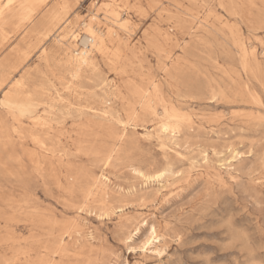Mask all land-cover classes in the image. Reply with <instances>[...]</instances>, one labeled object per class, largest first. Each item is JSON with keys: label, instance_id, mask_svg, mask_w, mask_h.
I'll use <instances>...</instances> for the list:
<instances>
[{"label": "rangeland", "instance_id": "1", "mask_svg": "<svg viewBox=\"0 0 264 264\" xmlns=\"http://www.w3.org/2000/svg\"><path fill=\"white\" fill-rule=\"evenodd\" d=\"M49 1V9L27 30L0 46V78L10 72L22 79L26 88L21 96H40L46 86L49 96L37 106L38 115L49 111L47 105L60 113H80L67 116L62 125L55 123L47 136L59 152L50 157L57 177L51 170L28 177L32 121L28 115L17 119L4 103L8 86L0 87V150L2 137L8 135L16 160L8 159L14 179L0 174V199L10 195L16 206L26 202L11 223L14 240L8 242L7 222L0 219V237L7 240L0 247V264H30L49 254L44 247H51L54 239L39 218L69 226L56 264H264V0ZM108 7L130 20V28L119 29L106 20ZM182 9L194 11L199 20L183 16ZM95 14L106 37L115 32L109 47L119 49L121 58L93 53L95 67L71 88L62 67L65 53L59 48L58 27L67 20L84 37L83 24ZM52 15L60 22L52 21ZM243 50L249 54V73L242 67ZM166 53L174 59H166ZM245 85L260 95L263 106L248 100ZM136 87L157 101V116L141 111ZM221 91L223 96L213 95ZM162 105L188 117L175 137L161 131ZM133 108L137 118L129 115ZM94 112L106 114L101 119ZM120 121L127 133L107 163L112 141L106 130L120 133ZM90 123L97 125L89 128ZM163 170L169 174L158 178L156 173ZM102 175L107 180L99 181ZM97 181L95 201L90 198V208L83 206L78 190ZM137 226L142 232L133 230ZM152 227L159 238L145 247L142 238ZM130 234L134 238L127 243Z\"/></svg>", "mask_w": 264, "mask_h": 264}, {"label": "bare ground", "instance_id": "2", "mask_svg": "<svg viewBox=\"0 0 264 264\" xmlns=\"http://www.w3.org/2000/svg\"><path fill=\"white\" fill-rule=\"evenodd\" d=\"M63 1V0H62ZM77 1V0H76ZM110 1V0H109ZM112 1V0H111ZM110 1V2H111ZM121 1V0H120ZM125 1V0H124ZM150 1V0H149ZM48 2H50L49 0H8L4 5L0 4V46L2 47V45L4 46L5 42L7 40H9V38H11L12 36L15 37L16 34H19L25 30L28 29V27L34 22L35 18L47 7ZM116 2V1H114ZM137 2V1H136ZM51 3V2H50ZM60 3V2H59ZM127 3V2H126ZM138 3V2H137ZM154 3V1H153ZM113 4V3H111ZM115 4V3H114ZM113 4V5H114ZM119 5V3H117ZM61 5V4H60ZM127 5V4H126ZM130 5V4H129ZM128 5V6H129ZM62 6V5H61ZM110 6V5H109ZM117 6V5H115ZM51 7V6H50ZM68 7V6H67ZM103 7V6H102ZM119 7V6H118ZM96 8V6H95ZM120 8V7H119ZM49 9V8H46ZM102 9V8H101ZM124 9V8H123ZM130 9V8H129ZM141 9V8H139ZM146 9V8H145ZM60 10V9H59ZM107 14L106 16V20L107 18L110 19L111 21H113V23H115V25H117V27H119V29H126V27L128 26V19H123V17H121L119 11L116 8H110L108 7L107 9ZM133 10V9H132ZM138 10V9H137ZM180 10V9H179ZM178 10V11H179ZM47 11V10H46ZM125 11V10H124ZM130 11V10H129ZM128 11V13H129ZM177 11V12H178ZM61 12V10H60ZM103 12V11H102ZM44 13V12H43ZM128 13H126L128 15ZM131 13V12H130ZM141 13V12H140ZM179 13H181L183 16L188 17L189 19L191 18V20L196 21L199 20L198 15L192 11V10H183L180 11ZM45 14V13H44ZM43 14V15H44ZM93 14V13H92ZM138 14V13H137ZM175 13H172V15H174ZM42 15V16H43ZM130 15V14H129ZM128 15V16H129ZM142 15V14H141ZM179 15V14H178ZM94 17L92 18L91 21H89L88 23H84L83 24V28H84V37L83 36H78V34L81 33H76V30H73V28L71 26H69V22L64 21L62 22L59 27L58 30H60L58 37H60V40L58 42V44H60L59 48L61 50L64 51L65 53V59L64 62L62 63V67L65 69V73L67 74V78H66V82L70 85H72L71 88H74L76 86V82L81 78L82 74L85 73L87 70L94 68L95 67V63H94V58H93V53H100V54H108L110 56H112V58L114 60H120L121 58V51L119 49H111L109 47V43H112V41L110 40L112 35L115 32H110L108 33V37H106V34L103 33L99 28V22L98 19H100L98 17V15H93ZM100 16V15H99ZM103 16V15H102ZM101 16V17H102ZM134 16V15H132ZM71 17V16H70ZM78 17V16H77ZM130 17V16H129ZM174 17V16H173ZM170 15V18H173ZM176 17V16H175ZM178 18L180 16H177ZM182 17V16H181ZM180 17L179 20H181L182 18ZM79 18V17H78ZM77 18V20H78ZM104 18V17H103ZM177 18V19H178ZM184 18V17H183ZM38 19V17H37ZM75 19V18H74ZM132 19V18H131ZM187 19V20H189ZM51 20L55 21V22H60V20L52 15L51 16ZM174 20V19H173ZM184 20V19H182ZM76 21V20H75ZM87 21V20H86ZM176 21V20H175ZM37 22V21H36ZM72 22V21H71ZM70 22V23H71ZM80 22V19H79ZM104 22V21H103ZM108 23V22H107ZM183 22H181L182 24ZM72 24V23H71ZM131 24V22H130ZM178 24V23H177ZM180 24V23H179ZM178 24V25H179ZM187 24V23H186ZM73 25V24H72ZM114 25V26H115ZM177 25V26H178ZM185 26V25H184ZM129 27V26H128ZM78 28V26H77ZM82 28V27H81ZM102 28V27H101ZM110 28V26H109ZM130 28V27H129ZM187 28V26L185 27V29ZM104 29V28H103ZM172 29V27L170 28ZM169 29V30H170ZM184 30V28H182ZM82 30V29H81ZM114 30V28H113ZM129 30V29H128ZM168 30V31H169ZM189 30V29H188ZM29 31V30H28ZM40 31V30H39ZM106 31V30H105ZM179 31V30H177ZM187 31V30H186ZM181 32V31H180ZM189 32V31H188ZM126 33V32H125ZM170 33V32H169ZM179 33V32H178ZM187 33V32H186ZM185 33V34H186ZM22 34V33H21ZM25 34V33H24ZM56 34V33H55ZM58 34V32H57ZM56 34V36H57ZM144 34V33H143ZM156 34V33H155ZM170 34H174V33H170ZM181 34V33H180ZM188 34V33H187ZM53 35V34H52ZM83 35V34H81ZM121 35V34H119ZM129 35V34H128ZM153 36V34H151ZM164 35V34H163ZM177 35V34H175ZM184 35V34H183ZM147 36V34H146ZM162 36V35H161ZM171 36V35H170ZM80 37V38H79ZM83 37V38H82ZM115 36L113 37L114 39H116ZM125 37V35H124ZM145 37V36H144ZM164 37V36H163ZM79 38V39H78ZM128 38V37H126ZM173 38V37H171ZM165 41L169 40L170 38L168 37V35H166L164 37ZM176 39V38H175ZM42 40V39H41ZM49 40V39H48ZM77 40H80V47L79 45H77ZM11 41V40H10ZM71 41V42H70ZM123 41V40H122ZM154 41V40H152ZM173 41V40H172ZM9 42V41H8ZM46 42V41H45ZM77 42V43H76ZM240 42V41H239ZM238 42V46H242L241 43ZM44 43V41H43ZM47 43V42H46ZM44 43V44H46ZM75 43V44H74ZM129 43V42H128ZM142 43V42H140ZM161 43V42H159ZM236 44V43H235ZM146 45V44H145ZM8 46V45H7ZM130 46V45H129ZM138 46V45H137ZM154 46V45H152ZM0 47V48H1ZM4 48V47H3ZM7 48V47H6ZM5 48V49H6ZM42 48V47H41ZM144 48V47H143ZM158 49H160V51H162L160 45L157 46ZM4 49V51H5ZM25 49V48H24ZM152 49V48H151ZM150 49V50H151ZM26 50V49H25ZM40 50V49H39ZM139 50V49H138ZM153 50V49H152ZM20 51V50H19ZM46 51V50H45ZM169 51V50H168ZM0 52L1 49H0ZM43 52V51H42ZM28 53V52H27ZM45 53V52H44ZM160 53V52H159ZM242 67L243 70L246 73H249L251 71L249 65L247 64L248 62V53L245 52L243 50L242 52ZM1 54V53H0ZM12 54V53H11ZM18 55V54H16ZM46 55V54H45ZM44 55V56H45ZM48 55V54H47ZM63 55V54H61ZM60 55V56H61ZM14 57V56H13ZM17 57V56H15ZM20 57V56H18ZM166 59L172 61V59H174V57L170 54V53H166L164 56ZM45 58V57H44ZM109 58V57H108ZM57 59V58H56ZM47 60V59H46ZM50 61V60H49ZM4 63V62H2ZM19 63V62H18ZM171 63V62H170ZM9 65V63H7ZM50 64V63H47ZM59 64V63H57ZM160 64V63H159ZM53 65V64H52ZM102 65V63H101ZM49 66V65H48ZM7 67V66H6ZM2 68V67H1ZM9 68V67H8ZM104 69V68H103ZM141 69V68H139ZM2 70V69H0ZM105 71V69H104ZM9 72V71H8ZM63 72V71H62ZM61 72V73H62ZM139 73V72H138ZM63 74V73H62ZM65 74V75H66ZM57 75V74H56ZM87 75V74H86ZM89 75V74H88ZM92 75V74H90ZM1 76H3L0 80V87L1 89L6 85L8 86V91L6 93L5 96V100L4 103L5 105L8 107V109L14 113H16L17 115V119L27 116L28 118L32 121V126H31V130L28 133V141H30L31 145H33L34 149L32 151H28V177L31 176V174L35 173L38 174V176H43V174L46 171H50L53 172L52 177L56 178L57 177V171L56 168H54V164L52 162L51 158H55L57 153L56 150H53L52 148V144L54 143V141L51 138H47V136L50 134L51 131L54 130V125L55 123L57 125H62L65 121V119L67 118V116H71L73 117L74 112H77V116L79 115L78 113H80V111H75L70 109V111H66V112H59L58 109H56L53 105H47V107H49V111L44 114V115H38V113L40 111H37L36 108L37 106L40 105V103L43 102V100L46 102V97L49 96V92L47 90H45V88H40L41 89V94L40 96L35 95V94H27L25 96H21L20 92L25 90L26 85L25 82H23L22 79H16L13 75H11V73L9 72V75L7 74H2ZM7 76V77H6ZM58 76V75H57ZM56 76V77H57ZM135 76V75H134ZM139 76V75H138ZM145 78V77H144ZM154 78V77H153ZM59 79V78H58ZM139 79V78H138ZM148 79V77H147ZM155 79V78H154ZM63 80V79H61ZM123 80V79H122ZM64 81V80H63ZM139 81V80H138ZM141 81V80H140ZM149 81V80H148ZM53 82V81H52ZM110 82V81H109ZM157 82V81H156ZM151 83V81H150ZM49 83H47L48 85ZM79 83H77L78 85ZM114 83H112L113 85ZM144 84V83H143ZM113 87L115 88L116 86L113 85ZM121 87V86H120ZM144 87V86H143ZM122 89V88H121ZM242 89H244V91H246V95L249 101H251V103L255 104L258 107L263 106V102L262 99L260 97V95L253 91L249 85H245ZM51 90V89H50ZM111 90V88H110ZM135 90V89H134ZM54 91V90H53ZM61 91V90H60ZM136 91H137V87H136ZM85 92V91H84ZM216 92V91H215ZM74 93V92H73ZM136 93H138L137 95L138 97V101L136 102V104H138V106H140L141 111H143L144 113L151 114V115H158V111H157V101L154 100L151 97H148L147 95H144L143 92H139L137 91ZM148 93V92H147ZM53 94V93H52ZM91 94V93H90ZM211 93V96H223L225 93L224 91L218 92V93ZM241 95V94H240ZM67 96V95H66ZM73 96V95H72ZM153 96V95H151ZM236 96H239V94H236ZM52 97V96H51ZM55 97V96H54ZM243 97V96H242ZM129 98V97H128ZM131 98V96H130ZM52 99V98H51ZM83 100V99H82ZM161 100V99H160ZM175 101V99H174ZM113 102V101H112ZM48 103V102H47ZM46 103V104H47ZM104 103V102H103ZM127 103V102H125ZM88 105V104H87ZM127 106V104L125 105ZM163 106V121L161 124V131L162 133H164L165 135H173L175 137V135H178L181 133L184 125L186 124V122L188 121V117L185 114H182L179 110H177L175 107L171 106V107H167L166 105H162ZM42 107V106H41ZM90 109V108H89ZM91 111H93L94 109H90ZM44 111H46V109H44ZM95 111V110H94ZM131 113L129 114L130 116H132V118H137L138 116V109L133 108L130 110ZM36 113V114H35ZM89 113V112H88ZM87 112H82V114H86L88 115ZM254 113V112H252ZM33 114H35V116H32ZM105 112H102V114L100 113H93V117H99L102 119V116L105 115ZM128 115V114H127ZM146 115V116H147ZM90 116V115H89ZM111 116H115V115H111ZM120 116V115H119ZM105 116H103L104 118ZM92 118V117H91ZM109 118V117H108ZM140 118V117H139ZM93 119V118H92ZM97 118L93 119L96 120ZM110 120V119H109ZM136 120V119H135ZM139 120V119H138ZM99 121V120H98ZM105 121V120H104ZM137 122V121H136ZM111 124V121L109 122ZM121 125H122V129L120 131V133H115L112 131L111 127L107 128V137L112 141L110 144V151H109V156L107 154V157L105 158L106 162L108 163L110 161V159L112 158V154L117 152V147L118 144H120V142H122L124 140L125 134L127 133V128L126 125L123 124L120 121ZM139 123V121H138ZM66 124V123H65ZM76 124V123H75ZM78 124V122H77ZM97 125V124H96ZM94 123H90L88 125L89 128H91L92 126H96ZM112 125V124H111ZM110 126V125H109ZM98 127L100 128H104L103 125H98ZM113 127V126H112ZM73 128V127H72ZM77 128V127H76ZM133 128V127H132ZM75 130V129H74ZM77 131V130H76ZM96 131V130H95ZM68 132V131H67ZM94 132V131H93ZM99 132V131H98ZM69 133V132H68ZM88 133V132H87ZM101 134V133H100ZM96 135V134H95ZM3 141H1L3 143V149L0 150V152L2 151L3 154H0V174L4 175L5 177H8L10 179H14L15 177V172H14V167L10 164V162L8 161V159H11L15 164H16V160L14 158L13 153L9 150L10 148V143H9V136L5 135L2 137ZM63 140V139H62ZM65 142V141H64ZM51 152V154H49ZM232 153V152H231ZM5 155V156H4ZM51 157V158H50ZM63 157V156H62ZM236 157V156H235ZM233 157V158H235ZM205 159V158H204ZM113 160V159H111ZM25 162V161H24ZM105 163V164H107ZM27 164V163H26ZM106 166V165H104ZM227 168V167H226ZM137 170V169H136ZM20 172V171H19ZM135 172V171H134ZM137 172V171H136ZM167 172H169V170H163V171H159L156 173V176L158 178L164 176ZM229 172V170H228ZM63 173V172H62ZM169 173H167L168 175ZM39 178V177H38ZM73 181L76 180V176L74 178V176L70 177ZM18 179V177H17ZM63 179V178H62ZM107 180V178L102 175L100 177V180ZM46 180V179H45ZM13 182L15 180H12ZM19 182V181H18ZM22 182V180H21ZM62 182V181H61ZM71 182V181H70ZM103 182V181H101ZM98 183L94 182L91 186H85L84 189H82L81 191L78 190L79 193L82 194L83 196V200L81 202V204L85 207H89L86 205V200H89L90 198H93L92 202H94V195L95 192L97 191L96 188L94 190V186ZM75 184V183H74ZM91 184V183H90ZM28 186H30L28 184ZM47 186V185H46ZM74 187V186H73ZM69 188V187H68ZM50 189V188H49ZM52 189V188H51ZM50 189V190H51ZM68 190V189H67ZM75 190V189H74ZM52 191V190H51ZM97 196V195H96ZM15 197V196H14ZM75 198V197H74ZM98 199V198H97ZM75 200V199H74ZM78 200V198H77ZM21 201V200H20ZM91 202V203H92ZM25 201H22L20 203V206L22 204H25ZM30 203V201L28 200V204ZM75 205V204H74ZM104 205V203H103ZM20 206H16L15 201L13 200L12 196L8 195L5 198L0 199V219H3L7 222V226H6V236L9 241L14 240V237L12 235L11 232V223L14 221V215L17 212L18 208ZM76 206V205H75ZM108 207V205L106 206ZM35 208V206H34ZM104 208V206L102 207V209ZM94 209V208H91ZM101 209V210H102ZM108 209V208H107ZM77 210V209H76ZM79 210V209H78ZM77 210V211H78ZM90 211H94V210H90ZM98 211V210H97ZM108 211V210H107ZM43 212V211H42ZM81 212V211H80ZM98 213V212H97ZM102 214V213H101ZM109 214V213H108ZM41 215V214H40ZM104 215V214H103ZM37 216V215H35ZM44 216V215H43ZM50 216V215H49ZM102 216V215H101ZM52 217V216H51ZM39 223H41V225H47L48 229H49V236L48 237H53L54 242L53 245L51 247H47L45 246L44 248L49 250V254H47V256L45 257H41L39 259H34L30 264H56L55 262V256H57L58 254L60 255L64 250L63 247L61 246V243H64V236L69 234V226L67 224H60L58 221L53 220V219H43V218H39ZM34 221V220H33ZM74 225V224H73ZM74 228V227H73ZM148 228V227H147ZM73 230V229H72ZM133 230L135 231H141V226H137L136 229L134 228ZM41 231L42 228H41ZM46 231V230H45ZM74 231V230H73ZM142 232V231H141ZM56 233H60L58 234L57 237H54ZM160 234V233H159ZM46 237V236H45ZM5 238V237H4ZM132 234L129 235V237L127 238V243L128 241L132 242ZM144 238V237H143ZM142 238V243L143 245L146 246H151L152 244H154V240L159 238L158 232L157 230L152 227L149 235L146 237V239ZM162 238V236H161ZM73 239V238H71ZM126 239V238H125ZM46 240V239H45ZM57 240V241H56ZM160 240V239H159ZM7 240L2 241L1 237H0V247L6 243ZM44 241V239H43ZM40 242V241H38ZM35 243V242H34ZM134 243V242H133ZM141 243V242H140ZM33 244V243H32ZM131 244V243H130ZM130 246V245H129ZM154 247V246H153ZM152 247V248H153ZM158 247V246H157ZM148 248V247H147ZM156 248V247H155ZM159 249V247L157 248ZM156 249V250H157ZM148 251V250H147ZM146 251V252H147ZM142 252V251H141ZM152 252V251H151ZM155 252V251H154ZM160 254V253H159ZM157 255V254H156ZM58 263V262H57Z\"/></svg>", "mask_w": 264, "mask_h": 264}]
</instances>
